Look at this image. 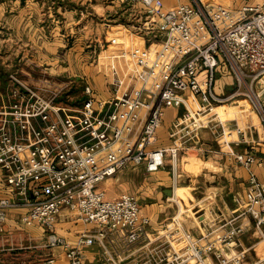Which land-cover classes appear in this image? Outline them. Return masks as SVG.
<instances>
[{
  "label": "built area",
  "instance_id": "1",
  "mask_svg": "<svg viewBox=\"0 0 264 264\" xmlns=\"http://www.w3.org/2000/svg\"><path fill=\"white\" fill-rule=\"evenodd\" d=\"M142 1L143 22L122 37H111L119 45L116 55L123 71L112 76L110 94L100 96L85 80L81 101L70 104L56 100L59 89L51 83L32 86L11 74L9 102L0 107V168L11 188L10 195L0 197V229L10 207L27 206L22 221L43 224L47 246L63 247L70 264H84L82 245L98 241L105 246L110 230L127 227L130 242L146 234L150 217L139 197L128 191L111 196L100 183L130 163L157 171L166 164L168 151L173 159L177 156L178 147L157 145L167 106H185L183 127L203 126L223 122L228 99L244 95L264 124V87L259 85L264 76V2L231 7L188 0L163 8L160 0ZM224 67L237 84L226 94L216 89ZM231 150L250 172L246 209L261 227L264 179L252 168L256 155ZM65 213L95 224L94 231L69 240L56 230ZM179 222L176 218L166 233L169 252H162L161 242L143 260L116 264H244L245 250L233 253L230 248L240 225L203 243ZM55 262L53 253L43 259V264Z\"/></svg>",
  "mask_w": 264,
  "mask_h": 264
},
{
  "label": "crops",
  "instance_id": "2",
  "mask_svg": "<svg viewBox=\"0 0 264 264\" xmlns=\"http://www.w3.org/2000/svg\"><path fill=\"white\" fill-rule=\"evenodd\" d=\"M185 1L188 0H160V3L163 8H171ZM208 1L231 7L246 2H264ZM145 15L142 0H0V107L9 102L11 74H18L37 86L38 82L30 81L22 74H42L39 72L42 64H45L47 74H81L94 85L100 96H107L112 91V76L123 71L122 62L116 55L119 45L111 43L110 49L114 53L104 55L105 58L100 54L93 62H88L91 55L85 48L101 45L104 36L122 37V32L142 23ZM233 84V74L222 68L217 74V91L226 94ZM261 86L264 87V80ZM227 111L223 122L215 120L208 125L187 128L183 127L187 121L185 106L166 107L158 128L157 145L178 147L177 156L173 159L168 151L166 164L157 171H148L144 163H130L100 183L111 196L128 191L145 199L142 210L150 217L146 234L130 242L126 237L127 227L110 230L105 246L98 241L82 245L86 255L84 264L143 260L162 243L165 247L162 252H169L166 233L170 225L176 223L175 217L168 221V207L173 203L169 200L187 199L192 190L202 186L196 183L198 177L209 174L216 178L214 188H210L214 198L204 213L191 217L187 228L205 243L216 240L232 225H240L243 229L235 244L230 246L232 252L245 250L244 264H264V224L257 226L246 209L250 172L231 150L254 153L256 160L252 168L264 179V124L252 107L236 103L228 105ZM229 131L231 134H226ZM140 181L141 185L137 187L136 182ZM170 187L172 194L167 192ZM10 194L6 173L0 168V197ZM27 211V206L8 209L3 229H0V264H32L34 260L43 264V259L50 253L56 256L55 264H70L63 247L47 246L43 224L22 221L21 217ZM95 227L93 223L66 213L56 222V230L71 241H75L82 231H94Z\"/></svg>",
  "mask_w": 264,
  "mask_h": 264
},
{
  "label": "rangeland",
  "instance_id": "3",
  "mask_svg": "<svg viewBox=\"0 0 264 264\" xmlns=\"http://www.w3.org/2000/svg\"><path fill=\"white\" fill-rule=\"evenodd\" d=\"M114 32V31H113ZM112 34H115L113 33ZM110 33V32H109ZM102 44L99 43L96 45H90L85 48L86 52L90 54L89 60H92L95 57H98L100 54L102 56H111L114 52L110 49L111 47V38L109 37H103ZM45 51V50H44ZM61 52V50H60ZM45 53V52H44ZM105 58V56H104ZM105 64V63H102ZM73 65L76 66L74 63ZM39 72H43L42 74H32V78H30V75H24L26 79H29L30 81L38 82L37 84L42 86L45 83H51L53 87H56L59 89L58 96H56V100H63L66 103L75 104L81 101L82 95H83V88L85 80L87 81V78H84L81 74H47L45 71V64L40 65ZM37 67V66H36ZM21 79L25 80L24 78L20 77ZM235 79V78H234ZM30 85L31 82L27 81ZM261 82L259 83V85ZM35 86V85H32ZM237 84L235 81V84L232 85V87L229 89L231 92L236 88ZM260 88L263 89V87L260 85ZM227 92V93H228ZM264 96V94H263ZM227 102V101H226ZM228 105L230 104H243L244 107H252L251 102L246 98L244 95H237L236 97L228 99ZM227 108V106H226ZM225 110V107L224 109ZM260 117V116H259ZM194 169H197L194 167ZM209 174V173H208ZM137 187L141 185L140 182H136ZM196 183L201 184V187H198L194 190H192V195L188 196L187 199L181 198L180 200H177V198L170 199L169 202H173L169 208L168 216L169 220H171L173 217L179 219V224L181 226H184L185 228L190 225V219L191 217L197 216L200 213H204L206 208H208V204L212 198H214V192L211 191L210 188H214V185L216 183V178L209 174V175H202L199 176ZM141 193V192H140ZM139 194V193H138ZM140 203L144 204L145 199L142 197H139ZM188 220V221H186ZM177 223L171 224L170 227L175 226ZM165 228V227H164Z\"/></svg>",
  "mask_w": 264,
  "mask_h": 264
},
{
  "label": "water",
  "instance_id": "4",
  "mask_svg": "<svg viewBox=\"0 0 264 264\" xmlns=\"http://www.w3.org/2000/svg\"><path fill=\"white\" fill-rule=\"evenodd\" d=\"M167 192L169 193V194H172L173 193V188H169V189H167Z\"/></svg>",
  "mask_w": 264,
  "mask_h": 264
},
{
  "label": "bare ground",
  "instance_id": "5",
  "mask_svg": "<svg viewBox=\"0 0 264 264\" xmlns=\"http://www.w3.org/2000/svg\"><path fill=\"white\" fill-rule=\"evenodd\" d=\"M262 80H264V76L261 78V81H262ZM261 81H260V82H261ZM260 82H259V83H260ZM260 85H261V84H260ZM176 198H178V197H176ZM178 200H179V199H178Z\"/></svg>",
  "mask_w": 264,
  "mask_h": 264
}]
</instances>
